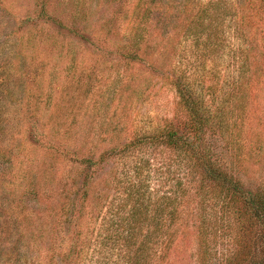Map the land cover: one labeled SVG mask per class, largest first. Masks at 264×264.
Wrapping results in <instances>:
<instances>
[{"label": "rangeland", "instance_id": "rangeland-1", "mask_svg": "<svg viewBox=\"0 0 264 264\" xmlns=\"http://www.w3.org/2000/svg\"><path fill=\"white\" fill-rule=\"evenodd\" d=\"M207 1L157 0L161 7L138 51L142 60L127 61L133 50L131 25L143 10L139 0H0V264L25 252L45 264L54 242L67 250L78 243V232L93 236L109 202L123 196L113 182L127 167L144 166L140 177L156 194L178 180L193 194L194 181L159 147L136 152L124 167L112 156L95 165L85 183L80 161L97 160L104 150L123 145L131 128L149 130L173 115L177 93L167 76L181 56L187 63L193 56V39L185 32L197 6ZM219 1L226 7L224 37L214 68L222 76H236L234 51L248 46V31H238L243 14L238 0ZM257 41L248 67L253 78L260 75L253 84L258 113L245 125L251 129L245 161L240 164L221 138L210 137L217 155L252 190L264 179V143L262 150L256 148L264 139V41ZM183 201L184 232L171 246L161 245L162 256L154 255L149 264H219L229 242L215 238L206 260H200L199 200L187 195ZM66 203L75 204L80 218L74 222L69 214L57 224ZM20 234L25 237L18 240ZM259 234L244 264H264ZM83 249L82 264L121 260L120 246L97 252L91 241Z\"/></svg>", "mask_w": 264, "mask_h": 264}, {"label": "trees", "instance_id": "trees-1", "mask_svg": "<svg viewBox=\"0 0 264 264\" xmlns=\"http://www.w3.org/2000/svg\"><path fill=\"white\" fill-rule=\"evenodd\" d=\"M139 1L138 10H143L135 13V22H138L131 25L133 50L125 55L127 61L142 60L138 51L151 31L148 24L153 20L152 15L161 7L157 0ZM238 3L243 14L236 28L248 31V35H244L248 46H239L234 51L238 74L225 77L214 68L217 63L214 56L223 48L222 16L226 7L221 6L219 0H209L197 6L194 20L185 32V36L193 39L190 52L194 57H186L187 63L181 56L167 76L177 93L173 115L149 130L131 128L123 145L104 150L97 160L85 157L80 161V174L85 183L90 170L112 156H118L124 167L136 152L159 147L173 155L188 180L194 181L193 194H189L179 180L168 191L156 194L140 177L144 166L139 163L132 169L127 167L123 178L116 177L113 182L114 189L121 190L123 196L109 202L94 235L82 236L81 231L78 232L74 236L78 243L74 240L67 250L54 242L45 264H82L79 260L84 259L83 248L91 241L98 247L97 252L120 246L121 260L112 264H149L154 255L162 256L161 245L171 246L184 232L186 216L181 205L187 195L198 197L197 204L201 207L196 227L202 248L200 260H206L210 243L218 237H225L229 242L219 264H244L252 254L259 233L264 241V179H260L253 190L245 187L233 168L217 155L210 141L211 136L221 138L241 164L245 161L243 149L251 141V129L246 130L245 125L253 118L252 113H258L254 88L260 75L258 72L253 78L248 63L256 58L257 40L264 41V0H238ZM263 143L261 139L256 148L262 150ZM70 206L66 203L60 209L57 224L61 217L62 223L69 214L75 218L74 222L80 218L75 204ZM24 237L20 234L18 240ZM18 258L9 264H42L38 256L26 252Z\"/></svg>", "mask_w": 264, "mask_h": 264}]
</instances>
